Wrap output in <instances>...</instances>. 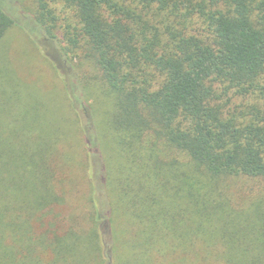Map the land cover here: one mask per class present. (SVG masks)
<instances>
[{"label": "trees", "instance_id": "16d2710c", "mask_svg": "<svg viewBox=\"0 0 264 264\" xmlns=\"http://www.w3.org/2000/svg\"><path fill=\"white\" fill-rule=\"evenodd\" d=\"M35 15L102 74L114 108L87 137L108 164L103 187L87 171L94 229L45 224L84 115L50 57L68 102L43 81L58 99L28 105L2 51L0 264H264V0H36ZM15 25L0 2V41Z\"/></svg>", "mask_w": 264, "mask_h": 264}, {"label": "rangeland", "instance_id": "374dc122", "mask_svg": "<svg viewBox=\"0 0 264 264\" xmlns=\"http://www.w3.org/2000/svg\"><path fill=\"white\" fill-rule=\"evenodd\" d=\"M0 2L17 21V25L13 26L5 38L0 41V57L7 58L2 51L14 56L13 66L18 67L26 77H29L30 81H27L16 68L20 74L19 76L26 80V86H24V92L28 98L26 103L29 105L33 102H38L37 100L41 97L45 99L44 102L47 105L45 109L50 111L51 101L55 102L57 96L50 88L49 92L45 90L43 81H46L51 88V85H53V89L56 92H63L62 97L65 95L60 78L48 71V68L51 70L53 66L49 60L51 58L60 71L67 76L69 79L68 83L70 84V79L75 82L72 85L76 96L75 103L84 115L80 120L71 108V114L75 116V123L71 125L66 123V127L68 134L74 135V144L72 146H74L77 154L65 166V169L68 166L70 167L67 170L68 172L62 171V173H58L59 179L56 181V192L63 196L65 200L63 204L52 207V214L49 218L54 219L51 221L45 219V224L50 222L49 225H51V222H53L56 229L62 233L70 226H78L84 231L94 229L97 225L95 222V220L97 221L96 216L95 218L93 216L95 209L91 201L94 189L87 171L91 167L95 183L103 187L108 160L101 143H98L99 147L97 148L96 144L88 142L87 133L91 137L93 135V139L97 137L99 140L100 131H104L105 112L112 107L114 108V104L112 106L113 100L111 96L104 94V89L99 84L102 82V74L94 65L95 63L89 60H82V57L74 58L65 54L61 43H58L56 39L50 38L47 31L37 24L34 20L36 16V0H0ZM39 48H42L44 54L40 53ZM35 70L38 72L37 75L39 74V79L41 77L43 80L32 81ZM9 79L8 82H12L11 74H9ZM97 89H99L101 95L97 92ZM66 102L68 101L66 100ZM58 110L61 112L62 107L57 108ZM61 114L63 116L68 115L66 110L62 111ZM84 123L86 126H84ZM67 125H70V129ZM62 145L68 146L67 144ZM90 146L96 152L91 159L92 162L86 153V149ZM61 152H65V150L61 149ZM101 194L99 191V195ZM100 221L104 236L110 241V222L105 217H101ZM42 229L37 228V231ZM107 249L109 250V247Z\"/></svg>", "mask_w": 264, "mask_h": 264}]
</instances>
